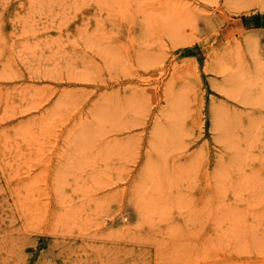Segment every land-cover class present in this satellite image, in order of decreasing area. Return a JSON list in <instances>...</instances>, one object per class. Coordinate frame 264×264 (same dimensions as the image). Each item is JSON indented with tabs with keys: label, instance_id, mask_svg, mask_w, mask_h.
I'll return each mask as SVG.
<instances>
[{
	"label": "rangeland",
	"instance_id": "obj_1",
	"mask_svg": "<svg viewBox=\"0 0 264 264\" xmlns=\"http://www.w3.org/2000/svg\"><path fill=\"white\" fill-rule=\"evenodd\" d=\"M0 264H264V0H0Z\"/></svg>",
	"mask_w": 264,
	"mask_h": 264
}]
</instances>
